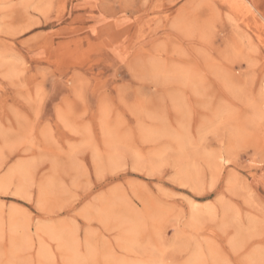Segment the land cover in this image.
<instances>
[{
	"label": "rangeland",
	"instance_id": "1",
	"mask_svg": "<svg viewBox=\"0 0 264 264\" xmlns=\"http://www.w3.org/2000/svg\"><path fill=\"white\" fill-rule=\"evenodd\" d=\"M243 1L0 0V264H264Z\"/></svg>",
	"mask_w": 264,
	"mask_h": 264
},
{
	"label": "bare ground",
	"instance_id": "2",
	"mask_svg": "<svg viewBox=\"0 0 264 264\" xmlns=\"http://www.w3.org/2000/svg\"><path fill=\"white\" fill-rule=\"evenodd\" d=\"M236 1V3L238 4V3H244V1L243 0H235ZM241 4V5H242ZM138 260V259H137ZM198 260V259H197ZM139 261H141V259L139 260ZM126 262V261H125ZM190 262V261H189ZM127 263V262H126ZM126 263H122V262H120V263H117V264H126ZM130 263H132V262H130ZM142 263V262H141ZM196 263V262H195ZM199 263V262H198ZM206 263V262H205ZM103 264H105V263H103Z\"/></svg>",
	"mask_w": 264,
	"mask_h": 264
}]
</instances>
